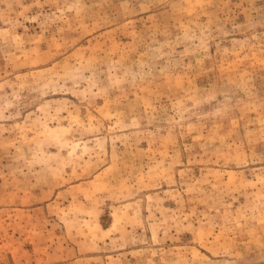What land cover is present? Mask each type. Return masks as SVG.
Segmentation results:
<instances>
[{
  "label": "rangeland",
  "instance_id": "obj_1",
  "mask_svg": "<svg viewBox=\"0 0 264 264\" xmlns=\"http://www.w3.org/2000/svg\"><path fill=\"white\" fill-rule=\"evenodd\" d=\"M0 264H264V0H0Z\"/></svg>",
  "mask_w": 264,
  "mask_h": 264
}]
</instances>
